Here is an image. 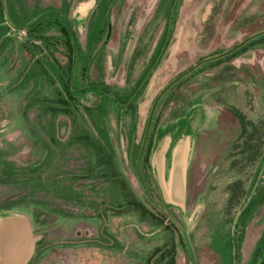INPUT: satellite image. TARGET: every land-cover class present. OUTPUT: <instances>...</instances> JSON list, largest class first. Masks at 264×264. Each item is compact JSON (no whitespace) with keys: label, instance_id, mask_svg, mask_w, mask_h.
Returning <instances> with one entry per match:
<instances>
[{"label":"rangeland","instance_id":"rangeland-1","mask_svg":"<svg viewBox=\"0 0 264 264\" xmlns=\"http://www.w3.org/2000/svg\"><path fill=\"white\" fill-rule=\"evenodd\" d=\"M166 141L168 164L190 141L182 205ZM6 212L32 222L25 264L264 262V0H0Z\"/></svg>","mask_w":264,"mask_h":264},{"label":"water","instance_id":"water-1","mask_svg":"<svg viewBox=\"0 0 264 264\" xmlns=\"http://www.w3.org/2000/svg\"><path fill=\"white\" fill-rule=\"evenodd\" d=\"M112 24L109 15L108 37ZM152 165L156 178L167 199L182 205L185 195L184 173L172 176L170 183L164 184V162L160 151L154 154ZM33 227L30 218L20 212H6L0 215V264H25L33 245Z\"/></svg>","mask_w":264,"mask_h":264},{"label":"flooded vegetation","instance_id":"flooded-vegetation-1","mask_svg":"<svg viewBox=\"0 0 264 264\" xmlns=\"http://www.w3.org/2000/svg\"><path fill=\"white\" fill-rule=\"evenodd\" d=\"M109 15H110V22L112 24V19H111V17H112L111 16L112 15V8H110L108 10V14H107V25H108V28H109ZM111 35H112V32H111ZM110 37L111 36L108 37V33H107V40H109ZM105 46H106V44L102 45L101 49L98 50L96 55L93 56V58H92V60L90 62V66H92V64H94L97 56H99V52H101L103 49H105ZM125 104L127 106L132 105V104H130V102H126ZM147 129L148 130H146V132L144 134L145 136H144V142L142 144V147L145 145L146 142H148V141L150 142L151 141L150 140L151 139L150 138V134H149V127ZM189 146H190V141H188V142L185 141L184 144H182L181 146H180V144H177L173 149H171V152H172L171 162H169V164H168V163H165L163 161L164 162V178H165L164 180L167 183V185L170 183V180L172 179V176L174 174L179 173L180 171L184 173V166H185V164L187 162L188 154H189V150H190ZM157 150L161 152V154L163 156V160H164V155L167 154V150H168L167 141L164 142V144H162L160 147H158ZM165 161H166V158H165ZM166 176H167V178H166ZM246 207H244V210L246 209ZM237 227L238 226L236 225V228ZM236 232L237 231L234 230L233 236H236ZM236 250H237V245H234L233 246V251H234L233 254H234V256H233V259H232V264H238V259L239 258L236 255ZM31 255L32 254L30 253L26 263L29 262V260L31 259ZM261 264H264V262H262Z\"/></svg>","mask_w":264,"mask_h":264},{"label":"trees","instance_id":"trees-1","mask_svg":"<svg viewBox=\"0 0 264 264\" xmlns=\"http://www.w3.org/2000/svg\"><path fill=\"white\" fill-rule=\"evenodd\" d=\"M42 25L41 26H39V24H37V25H35V27L34 28H32V31L30 30L29 32L31 33V32H33L34 34H37V33H41V31L43 30L42 29ZM61 32H62V34L64 35V36H66V38L68 39L67 40V46H68V48H69V50H71V42H70V38H71V33H70V31H69V29H68V26H66L65 24H64V26H62V28H61ZM32 34V33H31ZM69 60H71V58H69ZM70 77V76H69ZM65 96H64V94H62V93H59L58 95V98L55 100V103H57L58 104V107H59V110H57V111H62V110H64L66 113H71V109H72V106H73V104L72 103H74V98H75V90L73 89V87H71V86H69V85H67L66 87H65ZM74 100V101H73ZM70 108V110H67V109H69ZM234 114L237 116V118L240 120V122H241V125H242V128H243V132H246L247 131V126L249 125V124H247V122H246V119L244 118V116L242 115V114H240V113H238V112H235L234 111ZM157 251H162L161 249H159V250H157ZM164 258L166 257V256H163ZM177 262H176V258L175 257H172L171 259H170V262H169V264H176Z\"/></svg>","mask_w":264,"mask_h":264},{"label":"crops","instance_id":"crops-1","mask_svg":"<svg viewBox=\"0 0 264 264\" xmlns=\"http://www.w3.org/2000/svg\"><path fill=\"white\" fill-rule=\"evenodd\" d=\"M32 247H33V245H32ZM32 247H31V249H30V253H31ZM29 255H30V254H29Z\"/></svg>","mask_w":264,"mask_h":264}]
</instances>
